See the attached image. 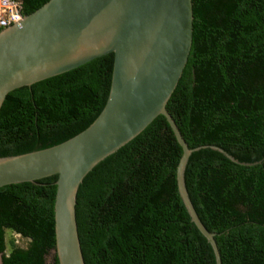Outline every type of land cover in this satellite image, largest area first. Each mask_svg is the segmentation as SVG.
Masks as SVG:
<instances>
[{
    "label": "trees",
    "instance_id": "16d2710c",
    "mask_svg": "<svg viewBox=\"0 0 264 264\" xmlns=\"http://www.w3.org/2000/svg\"><path fill=\"white\" fill-rule=\"evenodd\" d=\"M26 16L48 0H17ZM192 44L166 109L188 147L184 184L221 264H264V0H192ZM3 29L0 26V31ZM114 54L10 91L0 157L44 149L102 111ZM183 154L159 114L83 177L75 214L85 264H217L177 184ZM57 175L0 187V264H59ZM28 239L26 246L6 233Z\"/></svg>",
    "mask_w": 264,
    "mask_h": 264
},
{
    "label": "water",
    "instance_id": "95a60500",
    "mask_svg": "<svg viewBox=\"0 0 264 264\" xmlns=\"http://www.w3.org/2000/svg\"><path fill=\"white\" fill-rule=\"evenodd\" d=\"M192 34V0H48L0 31V107L18 87L114 54L107 101L87 128L51 147L0 157V187L57 175L54 229L59 264H85L75 214L83 177L159 114L183 149L177 166L182 200L221 264L214 233L199 220L184 184L193 149L166 109L186 65Z\"/></svg>",
    "mask_w": 264,
    "mask_h": 264
},
{
    "label": "built area",
    "instance_id": "2783aa9c",
    "mask_svg": "<svg viewBox=\"0 0 264 264\" xmlns=\"http://www.w3.org/2000/svg\"><path fill=\"white\" fill-rule=\"evenodd\" d=\"M21 4L17 0H0V26L7 27L23 19Z\"/></svg>",
    "mask_w": 264,
    "mask_h": 264
},
{
    "label": "rangeland",
    "instance_id": "374dc122",
    "mask_svg": "<svg viewBox=\"0 0 264 264\" xmlns=\"http://www.w3.org/2000/svg\"><path fill=\"white\" fill-rule=\"evenodd\" d=\"M10 238L14 239V243L17 246L24 247L27 244L28 239L21 237L19 234L16 233H6V240H10ZM53 252L51 251L50 254L46 258V263L49 264L52 260ZM1 262V261H0Z\"/></svg>",
    "mask_w": 264,
    "mask_h": 264
},
{
    "label": "clouds",
    "instance_id": "9594fccd",
    "mask_svg": "<svg viewBox=\"0 0 264 264\" xmlns=\"http://www.w3.org/2000/svg\"><path fill=\"white\" fill-rule=\"evenodd\" d=\"M24 17V16H23ZM3 28H5V27H3ZM0 257H1V255H0ZM0 261H1V259H0Z\"/></svg>",
    "mask_w": 264,
    "mask_h": 264
}]
</instances>
